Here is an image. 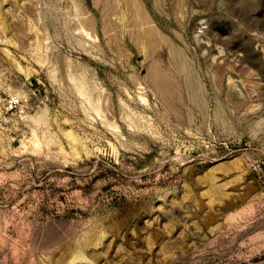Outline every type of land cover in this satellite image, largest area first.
Instances as JSON below:
<instances>
[{
    "label": "rangeland",
    "instance_id": "1",
    "mask_svg": "<svg viewBox=\"0 0 264 264\" xmlns=\"http://www.w3.org/2000/svg\"><path fill=\"white\" fill-rule=\"evenodd\" d=\"M0 264H264V0H0Z\"/></svg>",
    "mask_w": 264,
    "mask_h": 264
},
{
    "label": "bare ground",
    "instance_id": "2",
    "mask_svg": "<svg viewBox=\"0 0 264 264\" xmlns=\"http://www.w3.org/2000/svg\"><path fill=\"white\" fill-rule=\"evenodd\" d=\"M158 86V85H157Z\"/></svg>",
    "mask_w": 264,
    "mask_h": 264
}]
</instances>
